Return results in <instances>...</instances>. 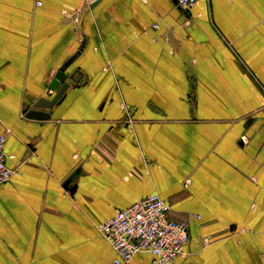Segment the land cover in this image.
<instances>
[{
  "label": "crops",
  "instance_id": "crops-1",
  "mask_svg": "<svg viewBox=\"0 0 264 264\" xmlns=\"http://www.w3.org/2000/svg\"><path fill=\"white\" fill-rule=\"evenodd\" d=\"M0 135V264H114L97 223L151 193L167 264H264V0H0Z\"/></svg>",
  "mask_w": 264,
  "mask_h": 264
},
{
  "label": "built area",
  "instance_id": "built-area-1",
  "mask_svg": "<svg viewBox=\"0 0 264 264\" xmlns=\"http://www.w3.org/2000/svg\"><path fill=\"white\" fill-rule=\"evenodd\" d=\"M175 1L187 9L199 0ZM152 27L156 28L157 24ZM5 140V135H0V185L9 182L14 173L5 162ZM96 227L117 255L114 264H128L138 253L150 254L152 264L171 263L185 253L189 240L187 222L172 219L168 203L156 193L97 223Z\"/></svg>",
  "mask_w": 264,
  "mask_h": 264
},
{
  "label": "water",
  "instance_id": "water-1",
  "mask_svg": "<svg viewBox=\"0 0 264 264\" xmlns=\"http://www.w3.org/2000/svg\"><path fill=\"white\" fill-rule=\"evenodd\" d=\"M174 2L176 3L175 0ZM59 85L60 87L57 89L51 99H47L44 97L37 99L33 103V108L27 111L26 116L38 119L48 118L50 114L43 111V109H49L50 107L57 104L61 100L69 86L67 75L64 73L63 69H59L54 73L47 87L48 89L54 91Z\"/></svg>",
  "mask_w": 264,
  "mask_h": 264
}]
</instances>
